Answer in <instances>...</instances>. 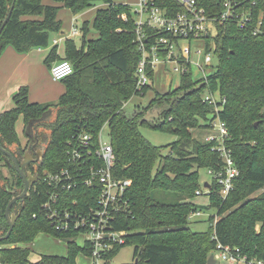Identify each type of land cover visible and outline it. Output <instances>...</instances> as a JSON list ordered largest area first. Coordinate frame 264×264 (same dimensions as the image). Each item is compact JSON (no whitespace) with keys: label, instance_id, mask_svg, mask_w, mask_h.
Returning a JSON list of instances; mask_svg holds the SVG:
<instances>
[{"label":"trees","instance_id":"1","mask_svg":"<svg viewBox=\"0 0 264 264\" xmlns=\"http://www.w3.org/2000/svg\"><path fill=\"white\" fill-rule=\"evenodd\" d=\"M50 1L61 5L42 0H0V25L13 4L10 18L0 32V52L7 46L21 54L48 47L50 34L62 29L57 19L60 7L76 14L96 0ZM103 1L107 6L98 8L92 21L95 37L86 38L89 28L84 22L80 46L73 39L65 40L63 59L70 61L73 72L60 80L64 91L56 102H32L28 87L21 86L13 95L15 106L0 113V144L18 162L39 137L44 143L41 161L27 167L36 181L29 194L11 207L18 217L9 237L0 241V257L19 264H77L78 253L84 257L89 254L88 243L80 247L75 241L76 231L57 232L45 218L41 205L48 189L43 175L72 168L66 155L71 137L83 131L95 140L106 124L115 156L113 174L131 181L125 191L128 212L112 223L114 229L126 232L125 241L109 253L111 259L122 247L132 245L133 260L125 264H207L217 242L238 248L249 258L264 259V37L239 29L232 22L219 26L215 38L217 71L207 82L183 76L177 88L155 93L146 106L128 116L124 104L135 95H144L151 86L135 89L139 52L134 42L132 7ZM222 1L197 0V4L214 16L220 13ZM122 14L127 15L126 21ZM56 57L54 46L45 62ZM215 92L225 97L221 111L216 113L213 104L204 99ZM150 106L157 107V116L148 119L141 111ZM214 114L226 124V145L239 174L225 198L218 194L219 186L213 181L208 204L201 206L192 201L200 188L198 169L222 165L219 154L211 150L213 142L203 141L204 135L200 134L201 130L207 131L206 120ZM20 116L24 145L15 129ZM53 116L52 121H47ZM44 126L49 127L47 133ZM141 126L171 133L176 140L166 145L168 152L162 154L161 147L142 136ZM193 130H197L196 136ZM22 188L20 174L0 152V236L8 229L4 211L12 191L18 194ZM96 193L94 187L79 186L63 192V196L71 207L84 208L87 201L95 203ZM210 209L214 214L208 217L207 230H191L190 213ZM41 232L71 239L67 255H43L30 263L29 249L21 244L31 242Z\"/></svg>","mask_w":264,"mask_h":264},{"label":"built area","instance_id":"2","mask_svg":"<svg viewBox=\"0 0 264 264\" xmlns=\"http://www.w3.org/2000/svg\"><path fill=\"white\" fill-rule=\"evenodd\" d=\"M132 13L134 42L139 52L135 68V89L138 91L151 85L158 66L169 69L180 78L186 75L192 78L195 70L202 74L197 80L207 82L205 71L217 65L215 38L219 26L232 22L239 29L264 37V1L260 4V0H223L220 13L214 16L198 6L197 0H139ZM121 18L126 21L127 15L122 14ZM198 44H202L203 49L192 50ZM193 54L197 55L196 59ZM213 58L216 59L215 65ZM49 71L52 80L60 81L72 74L73 67L70 61L60 59L50 66ZM204 99L213 104L215 113L221 111L225 103V97L216 92L206 94ZM206 125L203 141L213 142L211 150L219 154L222 165L217 169H207L211 179L204 181L202 189L196 190L195 194L208 196L209 185L214 181L219 186L218 194L225 198L239 169L226 145L229 135L225 122L214 114L206 120ZM67 145L66 155L73 167L44 173L43 182L48 193L41 209L57 232L76 231L75 241L83 236L82 245L88 243L90 247L89 254L85 256L89 264H113L108 255L124 243L126 232L114 229L112 223L118 222L122 214L128 212L125 191L131 181L113 174L114 151L109 140L103 141L102 128L95 140L91 134L81 131L75 133ZM79 186L97 190L95 203L87 201L84 208L68 205L63 192ZM75 202L72 201L73 204ZM203 214L196 210L190 213L189 218ZM214 251L219 252V258L228 264H264V259L249 258L238 248L220 242ZM0 264L19 263L0 257Z\"/></svg>","mask_w":264,"mask_h":264},{"label":"rangeland","instance_id":"3","mask_svg":"<svg viewBox=\"0 0 264 264\" xmlns=\"http://www.w3.org/2000/svg\"><path fill=\"white\" fill-rule=\"evenodd\" d=\"M139 0H112L114 4H127L131 6V10L136 7V4L138 3ZM43 3H49L52 5L60 6V2H53L50 0H42ZM51 2V3H50ZM107 4L103 0H96L95 2L92 3L91 6L85 8L84 10L73 14L69 9L65 7H60L57 11V19H59L62 23V31L64 32V36L68 35L67 37L71 38L79 45L81 43V36L82 33L80 32V29L83 26L84 22H88V28L89 32L86 35V38L88 39L89 37H95V34L92 29V21L95 16L96 10L98 8H103L106 7ZM76 19V21H75ZM76 25V26H75ZM73 29L77 30V34L73 35L72 31ZM82 32V31H81ZM58 33L52 32L50 34V41H52V38H55ZM64 42V39H62ZM63 42H61L63 44ZM61 43L60 45V52H61ZM51 44V43H50ZM49 44V46H50ZM48 47L44 48L45 51ZM197 48L203 49L202 44H198L192 47V50H195ZM194 59L197 58L196 54H193L192 56ZM213 64H216V59L213 58ZM217 71V67L213 68H208L206 72L207 77H212ZM202 77V74L197 73L195 70H193L192 78L193 80H197ZM181 78L177 75L171 72L169 69L164 70L161 66H158L155 69V72L153 74V79L151 83V89H149L144 95H135L133 96L129 101H127L124 104V111L125 114L130 116L134 114L136 111L141 110L144 106L148 104V102L154 97L155 93L159 94H164L170 90H173L177 88L180 85ZM44 83H46L47 87L50 89H61L55 99H53L51 103H55L58 96L64 91L62 89L63 84L61 81H55L52 79L45 80ZM32 100V99H31ZM157 107L155 106H150L149 109H144L141 111V114H144L146 118L151 119L152 115L157 114V110H155ZM157 116V115H156ZM155 116V117H156ZM54 118L49 117L47 121H52ZM24 128V123L21 117L18 118L15 124V129L20 141L26 143L25 139V134L23 132ZM44 132L47 133L49 131V127H43ZM140 133L142 136L148 140L151 144L161 147V153L165 154L168 152V149L166 148V145L172 143L174 140H176V136H174L171 133L168 132H163V131H156L151 128L141 126L139 128ZM207 131L201 130L200 134L205 135ZM193 135L196 136L197 130H193L192 132ZM200 138V137H199ZM102 139L103 141H108V127L105 124L102 127ZM4 173L7 174V170L4 167L3 169ZM198 174H199V181H200V188L202 189V183L204 181H210V176L207 173V168H199L198 169ZM264 189V188H263ZM263 189L259 190L256 194L260 193ZM255 194V195H256ZM192 201L196 205H207L208 204V197L205 195H200V196H195ZM214 210L210 209L204 212V214L200 217H193L189 221V227L193 231H206L208 226H209V220L208 217L211 214H214ZM219 218V217H218ZM217 221V217H216ZM258 228V226H257ZM71 239H58L50 234L46 233H39L36 235V237L28 243H22L21 246L28 248L29 249V255H28V261L30 263H35L37 262L43 255H58V256H66L67 251H68V246L67 243ZM82 240L83 236L77 239V244L82 247ZM211 253L214 254V260L216 261L215 264H228L226 261L223 259L219 258V252L217 251H212ZM133 260V246L132 245H125L120 249V251L117 253V255L112 259L113 264H125L129 263ZM76 262L77 264H89L88 260L84 255L80 252L76 256Z\"/></svg>","mask_w":264,"mask_h":264},{"label":"crops","instance_id":"4","mask_svg":"<svg viewBox=\"0 0 264 264\" xmlns=\"http://www.w3.org/2000/svg\"><path fill=\"white\" fill-rule=\"evenodd\" d=\"M81 31L80 29L79 33H82ZM72 34L76 35L77 30L76 32L72 31ZM57 35L60 36L52 38V41L49 42L51 44L50 46L48 45L47 52H44V48H33L29 52L21 54L16 52L11 46L5 47L0 52V113L15 106L13 95L21 86L28 87V98L30 101L38 103L53 102L52 100L55 99L61 89H50L44 81L52 79L49 71L50 66L65 58V40L72 39V36H70L71 38L67 37L68 35L64 36L62 29ZM62 39H64V42ZM59 43L62 45L61 52ZM75 44L80 46L76 42ZM54 46H56L57 57L46 63L45 59ZM21 143L22 145L25 144L24 142Z\"/></svg>","mask_w":264,"mask_h":264},{"label":"water","instance_id":"5","mask_svg":"<svg viewBox=\"0 0 264 264\" xmlns=\"http://www.w3.org/2000/svg\"><path fill=\"white\" fill-rule=\"evenodd\" d=\"M12 9H13V4L9 7L4 20L2 21V23L0 25V32L2 31L3 27L6 25L8 19L10 18ZM30 123L31 122L29 121L27 124L28 130L30 128ZM35 134H36V132H35ZM34 146H35V144L32 145V148H31V150L34 154V158L31 154V151L29 149H26L24 154H23L22 161L18 162L17 158L10 151L3 148L0 144V152L5 154L9 158V160L13 163L15 170L20 174V176L23 180L22 191L18 194H15V192L12 191V197L5 207L4 216H5L6 221L8 223V229L4 235L0 236V241L5 240L9 237V235H10V233L14 227L15 221L18 217V214H15L14 212L11 211V207L13 206V204L17 200H20L29 194L30 188L32 187L33 183L37 179L35 175H33L29 170H27V167L30 163H35V162L40 161L42 159V156H43V151L41 149H38V148L34 149ZM7 162L10 163L9 161H7ZM204 185H208V184L205 183ZM215 263H216V261L214 260L213 253H211L207 259V264H215Z\"/></svg>","mask_w":264,"mask_h":264},{"label":"flooded vegetation","instance_id":"6","mask_svg":"<svg viewBox=\"0 0 264 264\" xmlns=\"http://www.w3.org/2000/svg\"><path fill=\"white\" fill-rule=\"evenodd\" d=\"M39 141H40V142H39ZM36 142H37V144L35 145L36 149L38 148V149H41V150L43 151L44 143H43V141H41V138H40V137H39V140H38V141H35L34 143H32L28 149H31V148H32V145H34ZM26 149H27V148H26ZM31 154H32V156H33V158H34V154H33V152H31ZM40 161H41V160H40ZM38 162H39V161H38ZM33 164H36V163H33Z\"/></svg>","mask_w":264,"mask_h":264}]
</instances>
